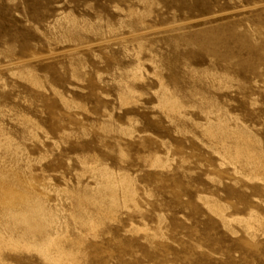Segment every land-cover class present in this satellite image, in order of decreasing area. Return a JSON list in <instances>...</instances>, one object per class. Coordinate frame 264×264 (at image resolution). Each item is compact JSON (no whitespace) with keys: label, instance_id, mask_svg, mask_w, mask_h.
<instances>
[{"label":"rangeland","instance_id":"1","mask_svg":"<svg viewBox=\"0 0 264 264\" xmlns=\"http://www.w3.org/2000/svg\"><path fill=\"white\" fill-rule=\"evenodd\" d=\"M263 221L264 0H0V237L264 264Z\"/></svg>","mask_w":264,"mask_h":264},{"label":"bare ground","instance_id":"2","mask_svg":"<svg viewBox=\"0 0 264 264\" xmlns=\"http://www.w3.org/2000/svg\"><path fill=\"white\" fill-rule=\"evenodd\" d=\"M166 106V105H165ZM238 155H236L235 157H237ZM236 159V158H235ZM240 159V158H239ZM239 159H236V160H239ZM248 159V158H247ZM235 160V162H237ZM248 161V160H247ZM234 162V163H235ZM246 162V161H245ZM232 163H233V161H232ZM231 163V164H232ZM247 164H249V163H251V165H254V164H252V162L251 161H249V163L248 162H246ZM246 166V165H245ZM247 166H249V165H247ZM256 166V165H255ZM255 166H253V167H255ZM253 167H250V168H252L253 169ZM257 167V166H256ZM261 168V167H260ZM259 168V169H260ZM235 169V168H234ZM251 169V170H252ZM258 169V170H259ZM254 171H255V168L253 169ZM256 173H257V171H255ZM259 174V172L256 174V175H258ZM255 175V174H254ZM253 178H255V177H253ZM256 178H258V177H256ZM259 179V178H258ZM258 179L256 180V181H258ZM125 180V179H124ZM260 180V179H259ZM211 204V203H210ZM214 204V203H213ZM212 204V205H213ZM212 207V206H211ZM99 208V207H98ZM217 208V207H216ZM215 208V209H216ZM213 210V209H212ZM219 210V209H218ZM219 214V213H218ZM251 214V213H250ZM89 215V214H88ZM23 216V215H22ZM44 216V211H41V214H40V216L39 217H43ZM57 221V220H56ZM246 221V220H245ZM53 222V221H52ZM243 222V221H242ZM264 222V221H263ZM51 223V222H50ZM245 223V222H244ZM47 223H45V225H46ZM37 225V224H36ZM35 225V226H36ZM39 225V224H38ZM54 225V223H52V226ZM42 226V225H41ZM50 226V225H49ZM248 226H250V224H248ZM43 227V226H42ZM46 227V226H45ZM13 228V227H12ZM37 228V227H36ZM38 229V228H37ZM39 229H40V226H39ZM43 229V230H42ZM44 229L46 230V228H41L40 230L41 231H44ZM48 229V228H47ZM247 229H248V227H247ZM48 230H50V229H48ZM250 230H252V229H250ZM250 230H247V231H250ZM1 231V230H0ZM15 231V230H14ZM32 229H29V231H28V233L30 232L31 234H29V235H26V236H28L27 238H26V241H25V239H24V236L22 237L21 236V233H20V235H19V238H18V236H17V238L14 236H9V237H5V238H3V237H0V247H2V246H10V248H12L14 245H17L18 246V248L20 247V242H23V244L24 245H22V247H25L26 249H31V250H34L35 252H37L40 256H42L45 260H47V261H50L51 263H53V264H60L59 262H61L63 259L64 260H66V258L68 257V256H70V254L69 253H67V252H65L64 251V249H63V246H61L62 244H61V240L59 239L58 240V235H57V237H54V236H49V235H47V237L45 238V239H43L42 241H40V242H36V239L34 240V238H35V236H36V234H33L32 232ZM4 232V231H3ZM38 233H39V231H38ZM42 233V232H41ZM40 233V234H41ZM44 233V232H43ZM6 234H8V233H6ZM6 234H4V235H6ZM13 234V233H12ZM9 235V234H8ZM25 235V234H24ZM46 235V234H45ZM25 236V237H26ZM40 239V238H39ZM22 240V241H21ZM24 240V241H23ZM27 240L28 241H30L31 243H27ZM17 246H16V248H17ZM14 248H15V246H14ZM23 249V248H22ZM30 250V251H31ZM27 251V250H26ZM42 258V259H43ZM69 259V258H68ZM74 259H76V258H74ZM44 260V261H45ZM1 261V260H0ZM2 262V264L4 263L5 264V262H3V261H1ZM7 264H9V263H7Z\"/></svg>","mask_w":264,"mask_h":264}]
</instances>
